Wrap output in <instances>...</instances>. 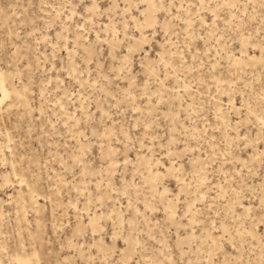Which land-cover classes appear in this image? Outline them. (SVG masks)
I'll use <instances>...</instances> for the list:
<instances>
[{"label":"rangeland","instance_id":"1","mask_svg":"<svg viewBox=\"0 0 264 264\" xmlns=\"http://www.w3.org/2000/svg\"><path fill=\"white\" fill-rule=\"evenodd\" d=\"M82 2L0 0V264H260L262 0Z\"/></svg>","mask_w":264,"mask_h":264},{"label":"snow or ice","instance_id":"2","mask_svg":"<svg viewBox=\"0 0 264 264\" xmlns=\"http://www.w3.org/2000/svg\"><path fill=\"white\" fill-rule=\"evenodd\" d=\"M8 7L11 8L12 5H8ZM78 7L83 8L86 13L91 14L93 11L99 12L100 8L103 7V5L98 6L97 0H83V2L80 5H78ZM111 7H112V5H109V8H111ZM152 7H156V6L152 5ZM180 7L182 8L183 5H181ZM211 7H212V5L209 4L208 8H211ZM236 7H237V5L235 3H230V2L217 4L215 6V8L217 10H213L211 12L210 20H211L212 26L214 27L216 25L217 20L220 18L219 14H218L219 9H230L231 10V9H236ZM199 8L204 10L205 12L208 11V8L205 7L204 0H200ZM261 8L264 9V0H262ZM172 9H176V12H177L176 16H172ZM159 10L161 13L166 12L165 17H164V21H163L164 29L170 30L171 21L181 19L180 15H179L180 8H176V6L174 4H171V3L168 4L167 10L165 9L164 4H160ZM146 15H147L146 13H141V23L145 22L144 18L146 17ZM197 15H199V13H197ZM234 18H235L234 15H231V13H230L229 18H226L224 20L225 25L230 24L232 22V20H234ZM262 21H264V16H262ZM181 23H183L185 25H189V24L193 23V21L189 17L187 19L182 20ZM200 23L202 25H204V27H208V25L204 24V19H201ZM177 26H179V25H177ZM164 29H162V30H164ZM184 30L186 32H189L190 28L186 27ZM260 32L264 33V23H262V25L260 27ZM165 35H167V31H165ZM177 35H179V33H177ZM186 39H187V37H186ZM197 39L204 40L205 38H204V36H199V37H197ZM215 39L217 42H219L221 37L219 35H215ZM189 47H191V45H189ZM260 50H261L262 57H264V36L261 37ZM142 51H143V49H142ZM195 59H196V57L193 56V60H195ZM158 60H159V63L163 64V66H164L163 75L165 76V79H167V71L171 66L164 62V59L160 56V54H158ZM180 62L182 65L187 63V61L184 59L183 55H181V57H180ZM203 66H204V63H203V61H201L200 67L202 68ZM214 70L215 69L213 68V71ZM173 71H175V70L173 69ZM193 71H195V69H193ZM2 77H3V74L0 73V80H2ZM156 79H157V82L160 83L161 85H163L165 82L164 80H160L158 76L156 77ZM48 83L51 84V81H48ZM144 84H145V92L141 93V97L142 98L146 97L149 100V102H151L152 97L149 96L148 92H147L149 81H144ZM130 87H131V85H130ZM173 90L178 91V89H175V88ZM25 91H27V89H25ZM43 94L44 93H43V89H42L41 98H43ZM260 99L262 102H264V87H262V89H261ZM229 102L231 104V98H229ZM240 102H241V105L243 106V97L242 96H241ZM157 103H159V101H157ZM56 104L59 105V101H57ZM61 110H63L62 106H61ZM133 111H139V109L135 106V104H133ZM218 119H219V117H218ZM260 123L262 126V132H264V118L261 119ZM65 126L67 127V125H65ZM217 130H219V129H217ZM93 134L95 135V133H93ZM81 136H83V133H81ZM84 139H88V137L84 136ZM117 143H119V141H117ZM247 146L248 145H246V147ZM101 148L103 149V145H101ZM261 163L264 164V154H262V156H261ZM262 184H264V181H262ZM260 207H261L262 213H264V196H262V198H261ZM259 223L261 226H264V215L261 216ZM212 227H213V230H216L215 223L213 224ZM261 239H262V241H264V234L261 235ZM221 241H223V237H221ZM125 244H127V241H125ZM212 244H216V241L212 240ZM232 247L234 250L238 251V246L235 244V242H233ZM217 250H218L219 254H222L225 256V259L220 260L217 257H212L211 251L209 250L207 253V255L209 256V259L207 260L206 264H245L242 256L239 258V260H237V259L231 258L232 254L225 252V250L222 246H218ZM57 264H61V262L57 261ZM124 264H128V262L125 261ZM172 264H182V262L176 261V262H172ZM189 264H191V262H189ZM201 264H204V262H201ZM248 264H251V261H249ZM260 264H264V251H262V259L260 261Z\"/></svg>","mask_w":264,"mask_h":264},{"label":"bare ground","instance_id":"3","mask_svg":"<svg viewBox=\"0 0 264 264\" xmlns=\"http://www.w3.org/2000/svg\"><path fill=\"white\" fill-rule=\"evenodd\" d=\"M0 91H1V98H0V103H1L2 100H4L7 97V93H6L5 89L3 88L2 84L0 86Z\"/></svg>","mask_w":264,"mask_h":264}]
</instances>
